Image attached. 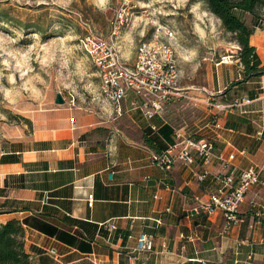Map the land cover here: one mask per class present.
<instances>
[{"label":"crops","instance_id":"crops-1","mask_svg":"<svg viewBox=\"0 0 264 264\" xmlns=\"http://www.w3.org/2000/svg\"><path fill=\"white\" fill-rule=\"evenodd\" d=\"M259 26L250 43L264 65V14ZM211 38L221 57H215V46L202 57L203 82L184 81L188 70L180 67L177 95L151 119L145 114L153 110L150 102L129 94L120 117L99 101L58 115L53 109L46 123L34 121L28 134L12 142L5 152L18 161L0 164V187L3 199L29 210L0 214V223L28 219L24 248L32 264H264V184L245 194V223L225 230L222 213L204 208L217 190L215 178L224 173L220 162H176L166 172L152 161L156 151L144 138L147 132L161 148L175 141L176 131L210 139L218 154L233 156L236 174L259 167L264 178V74L243 81L240 47L227 32ZM226 88L228 96H221ZM217 105L230 107L218 112ZM253 202L259 207L251 208ZM46 225L66 240L44 232ZM140 233L152 237L151 251H135Z\"/></svg>","mask_w":264,"mask_h":264},{"label":"rangeland","instance_id":"rangeland-1","mask_svg":"<svg viewBox=\"0 0 264 264\" xmlns=\"http://www.w3.org/2000/svg\"><path fill=\"white\" fill-rule=\"evenodd\" d=\"M116 19L124 21L117 43L128 61L158 25L172 28L186 82H203L202 59L214 46L221 57L209 38L226 32L202 0H0V158L34 121L46 123L53 109L66 112L72 98L84 108L100 101L99 79L80 40L109 37ZM58 93L67 103H55ZM1 173L0 166V185ZM3 197L0 187V204Z\"/></svg>","mask_w":264,"mask_h":264},{"label":"built area","instance_id":"built-area-1","mask_svg":"<svg viewBox=\"0 0 264 264\" xmlns=\"http://www.w3.org/2000/svg\"><path fill=\"white\" fill-rule=\"evenodd\" d=\"M123 22L116 19L107 38L85 36L80 40V48L96 70L101 96L99 102L111 104L114 115L120 117L124 113L123 101L129 94H133L150 102L153 110L145 114L151 119L171 96L177 95L182 69L176 48V32L166 25H158L151 38L142 40L137 46L134 59L128 61L121 56L117 43ZM68 105L71 108L76 107L74 98ZM227 107L230 106L217 105L216 109L219 112ZM216 119L217 116L211 123H215ZM72 126L74 127V124ZM152 159L156 166L166 172L170 171L176 162L191 165L199 159L202 164L207 165L212 160H218L224 173L215 178L218 183L217 190L209 196L204 208L209 214L216 211L222 213L226 222L225 230L245 223V217L240 215V206L245 194L250 187L264 184L261 168L250 167L236 174L231 164L233 156L225 158L218 154L213 140L197 138L196 135H183L179 131L175 132V141L162 152L153 153ZM205 177L207 172L199 176L201 180ZM87 202V206L91 208L94 202L93 194L87 196ZM257 207L259 205L256 203L251 204V208ZM111 228L115 229V226L112 225ZM260 244L264 247V239L260 240ZM152 248V237L140 233L137 236L135 251L148 252ZM48 252L54 257L57 255L54 248H50Z\"/></svg>","mask_w":264,"mask_h":264},{"label":"trees","instance_id":"trees-1","mask_svg":"<svg viewBox=\"0 0 264 264\" xmlns=\"http://www.w3.org/2000/svg\"><path fill=\"white\" fill-rule=\"evenodd\" d=\"M205 2L208 11H210L221 22L222 28L230 34L231 39L238 44L240 50L237 58L243 67V81L253 77H258L264 74V65H261L256 54L255 47L251 45L250 38L256 27L262 21V15L259 10L264 11V0H202ZM249 20H246V16ZM240 82H233L230 86H234ZM229 88H226L221 96L227 97ZM148 146L160 153L166 148H161L157 145L153 136L147 132L144 136ZM14 152H5L1 155V163H14L18 159ZM20 202L15 199L5 198L0 206L5 211L0 210V214L12 213L17 211L29 210L28 207H19ZM45 214V213H44ZM46 215V214H45ZM28 219L19 221L16 219L7 220L0 223V264H32L30 255L24 248L25 230L23 224H26ZM76 223H78L76 221ZM44 232L51 235H56L61 239L66 240V235L56 230L51 226L41 227ZM79 247L87 251L88 248L82 245Z\"/></svg>","mask_w":264,"mask_h":264},{"label":"water","instance_id":"water-1","mask_svg":"<svg viewBox=\"0 0 264 264\" xmlns=\"http://www.w3.org/2000/svg\"><path fill=\"white\" fill-rule=\"evenodd\" d=\"M63 95H61L60 93H58L55 97V103L57 105H63L65 103L64 98L62 97Z\"/></svg>","mask_w":264,"mask_h":264},{"label":"bare ground","instance_id":"bare-ground-1","mask_svg":"<svg viewBox=\"0 0 264 264\" xmlns=\"http://www.w3.org/2000/svg\"><path fill=\"white\" fill-rule=\"evenodd\" d=\"M226 60H228V59H226Z\"/></svg>","mask_w":264,"mask_h":264}]
</instances>
